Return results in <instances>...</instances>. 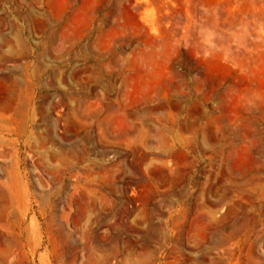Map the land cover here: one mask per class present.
Listing matches in <instances>:
<instances>
[{
    "label": "rangeland",
    "instance_id": "obj_1",
    "mask_svg": "<svg viewBox=\"0 0 264 264\" xmlns=\"http://www.w3.org/2000/svg\"><path fill=\"white\" fill-rule=\"evenodd\" d=\"M0 264H264V0H0Z\"/></svg>",
    "mask_w": 264,
    "mask_h": 264
}]
</instances>
